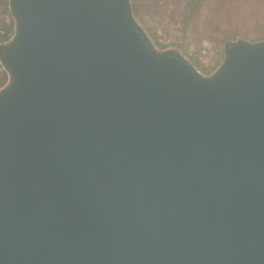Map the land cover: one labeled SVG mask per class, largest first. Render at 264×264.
I'll list each match as a JSON object with an SVG mask.
<instances>
[{"label":"water","instance_id":"1","mask_svg":"<svg viewBox=\"0 0 264 264\" xmlns=\"http://www.w3.org/2000/svg\"><path fill=\"white\" fill-rule=\"evenodd\" d=\"M0 264H264V40L203 74L132 0H9Z\"/></svg>","mask_w":264,"mask_h":264},{"label":"rangeland","instance_id":"2","mask_svg":"<svg viewBox=\"0 0 264 264\" xmlns=\"http://www.w3.org/2000/svg\"><path fill=\"white\" fill-rule=\"evenodd\" d=\"M2 2L0 0V15ZM132 2L136 19L154 44L161 50H178L205 75H210L222 63L225 45L229 42L237 39L251 42L264 40V0ZM11 16L2 14L1 19L13 23L14 32L15 23ZM2 34L0 30V36ZM200 59L210 60L214 65L207 67ZM0 75L1 89L8 79L1 63Z\"/></svg>","mask_w":264,"mask_h":264},{"label":"trees","instance_id":"3","mask_svg":"<svg viewBox=\"0 0 264 264\" xmlns=\"http://www.w3.org/2000/svg\"><path fill=\"white\" fill-rule=\"evenodd\" d=\"M8 2H9V0H3L2 4H1V9H2L1 15L7 14V15L11 16V14L9 12ZM1 15H0V30L3 31V34L0 36V43H5L13 35V23L5 22V20L3 18L1 19ZM1 83H2V77L0 75V85H1Z\"/></svg>","mask_w":264,"mask_h":264},{"label":"built area","instance_id":"4","mask_svg":"<svg viewBox=\"0 0 264 264\" xmlns=\"http://www.w3.org/2000/svg\"><path fill=\"white\" fill-rule=\"evenodd\" d=\"M205 53H206V51H205ZM201 61H202V64H204L205 66H209V67H212V66H210V65H214V63L213 62H210V60H207V59H200Z\"/></svg>","mask_w":264,"mask_h":264}]
</instances>
